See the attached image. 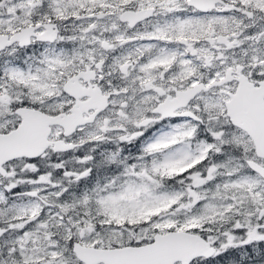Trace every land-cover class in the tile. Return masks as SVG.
I'll return each mask as SVG.
<instances>
[{"label": "snow or ice", "instance_id": "1", "mask_svg": "<svg viewBox=\"0 0 264 264\" xmlns=\"http://www.w3.org/2000/svg\"><path fill=\"white\" fill-rule=\"evenodd\" d=\"M0 264H264V0H0Z\"/></svg>", "mask_w": 264, "mask_h": 264}]
</instances>
